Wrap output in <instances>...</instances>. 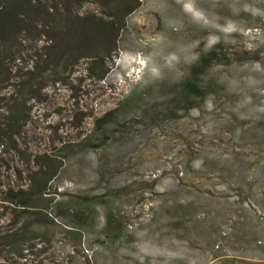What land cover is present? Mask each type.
<instances>
[{"label": "rangeland", "instance_id": "rangeland-1", "mask_svg": "<svg viewBox=\"0 0 264 264\" xmlns=\"http://www.w3.org/2000/svg\"><path fill=\"white\" fill-rule=\"evenodd\" d=\"M58 29L0 44V264H264V0H140L85 53Z\"/></svg>", "mask_w": 264, "mask_h": 264}, {"label": "trees", "instance_id": "trees-1", "mask_svg": "<svg viewBox=\"0 0 264 264\" xmlns=\"http://www.w3.org/2000/svg\"><path fill=\"white\" fill-rule=\"evenodd\" d=\"M86 0H0V44L9 43L16 37V34L22 29L23 25L29 21L32 22L35 18L40 19L44 27L47 28V34L56 36L59 34V27L69 26L77 31V40L85 45L84 51L89 52L87 41L98 37L103 40L106 38H117L121 31L125 28L127 16L133 12L138 6L140 0H100L103 2H115L117 4L116 12L107 14L109 19L98 17L94 14H81L78 10L73 9L74 5H82ZM129 1L136 2L135 6H128ZM91 30V32H87ZM78 42V43H79ZM79 43V44H81ZM83 48V46H81ZM86 50V51H85ZM115 54H109V59H113L118 51V47L114 46ZM106 55L98 53L91 56L92 68L99 67V71L95 74L98 78L104 80L110 73L111 69L105 66ZM114 62V59H113ZM181 91L185 94L195 91L201 94V90L191 81H187ZM20 110L14 112L11 117V125L15 127L16 118L19 116ZM10 127L13 133L16 129ZM19 196L22 205L26 202L21 199H26L21 196L22 193H16ZM12 201H15L12 199Z\"/></svg>", "mask_w": 264, "mask_h": 264}]
</instances>
